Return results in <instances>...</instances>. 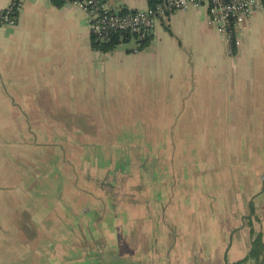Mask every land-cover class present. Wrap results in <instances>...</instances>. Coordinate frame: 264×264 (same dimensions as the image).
I'll list each match as a JSON object with an SVG mask.
<instances>
[{
    "label": "crops",
    "instance_id": "obj_1",
    "mask_svg": "<svg viewBox=\"0 0 264 264\" xmlns=\"http://www.w3.org/2000/svg\"><path fill=\"white\" fill-rule=\"evenodd\" d=\"M104 1L113 9L149 5V0ZM7 2L0 0V10ZM150 36L141 50L135 42L99 51L91 45L83 10L50 0H21L16 22L0 26V264H224V258L264 264V10L237 28L240 42L231 54L204 5L169 13ZM198 101H219L221 109H198ZM224 102L231 105L228 113ZM181 108L188 110L193 133L221 134V145L212 147L220 150V165L214 160L206 165L210 173L202 188L216 219L180 221L173 211L176 179L160 174L143 172L134 179L146 181L138 187L143 193L135 192L136 185L125 190L135 196L132 204L143 206L144 221L121 219L113 210L126 197L123 192L100 219L96 202L90 203L101 196L94 187L71 225L70 207L47 199L49 191L22 188L24 153L31 155L36 141L21 134H48L45 142L51 143V134L72 126L63 118H81L79 131L86 132L92 118H176ZM217 114L220 122L213 121ZM128 175L111 180L108 188L96 187L111 202V188L133 183ZM189 198L185 206L196 203L191 192ZM96 235L100 238L93 239L102 240L97 244L88 238ZM257 237L259 251L250 249ZM91 242L96 246L87 247Z\"/></svg>",
    "mask_w": 264,
    "mask_h": 264
},
{
    "label": "rangeland",
    "instance_id": "obj_2",
    "mask_svg": "<svg viewBox=\"0 0 264 264\" xmlns=\"http://www.w3.org/2000/svg\"><path fill=\"white\" fill-rule=\"evenodd\" d=\"M134 43V39H129L120 42L119 46H131ZM151 104L148 103V105ZM221 105L219 101L196 102L198 109L207 108L209 110L210 107L215 112L221 109ZM185 106L187 104L182 107ZM168 108L171 107L168 106ZM222 109L227 110L226 113L230 112V103L224 102ZM181 110L182 116L176 118L169 116L92 118L91 124L86 125V132L79 131L82 128L81 118H63L64 122L71 123L72 126L65 132L51 134L53 140L51 143L45 142L49 139L48 134H21L22 138L25 136L36 141V148L31 145V155L24 153L26 160L22 161L21 165L22 188L49 191L51 198L47 199L58 202L64 208L70 207L69 224L74 225L78 207L83 204V196L90 189L95 187L94 192L101 194L95 200L90 201L92 204L96 202L97 207L93 206V208L102 213L101 219L110 210V200L105 195V189L96 186L103 184L108 188L112 183L111 180L120 178L124 172H127L128 178H132L133 183L130 184L127 180L129 183L125 182L123 188L116 189L112 193L114 198L117 196L119 200V193L125 194V190L130 189L131 185H136V193H143L138 187L146 181L134 180L142 178L143 172L149 176L160 174L165 180L167 178L176 179L173 182L176 190L173 200L176 206L172 210L180 221L200 222L205 219L212 220L213 217L216 219L217 215L210 216L208 212L207 199L202 188L207 182L205 175L210 173L206 165L212 160L217 163L213 165H220V150L212 147L214 144L221 145V134L193 133L190 131L192 127H189L186 121L188 110L182 108ZM159 112L166 111L160 110ZM213 117L210 119L213 118L214 122L222 120L219 114ZM29 159L31 160L28 161ZM229 159L235 168V150H229ZM190 192L191 199L194 198L196 203L185 206V198L190 199ZM125 196L113 210L119 213L121 219L133 216L136 219L142 218L144 221L146 215L142 211L143 206L136 207L132 204L135 199L133 194L127 193ZM98 202L101 206H98ZM64 213L66 214L67 211L65 210ZM87 233L89 234L90 231L85 232L86 237ZM88 238L95 240L93 238L98 239L100 236H88ZM118 239L123 240V238ZM197 240L199 241V237ZM95 241L97 244L102 240ZM110 243L111 241H107V244ZM96 244L91 242L87 247L91 248Z\"/></svg>",
    "mask_w": 264,
    "mask_h": 264
},
{
    "label": "built area",
    "instance_id": "obj_3",
    "mask_svg": "<svg viewBox=\"0 0 264 264\" xmlns=\"http://www.w3.org/2000/svg\"><path fill=\"white\" fill-rule=\"evenodd\" d=\"M83 10L94 41L118 36L142 40L151 35L158 20L189 5H204L209 22L224 36L229 53L239 44L237 28L256 10H264V0H149L143 9H113L104 0H67ZM21 0H8L0 10V26L14 24Z\"/></svg>",
    "mask_w": 264,
    "mask_h": 264
},
{
    "label": "trees",
    "instance_id": "obj_4",
    "mask_svg": "<svg viewBox=\"0 0 264 264\" xmlns=\"http://www.w3.org/2000/svg\"><path fill=\"white\" fill-rule=\"evenodd\" d=\"M51 3H53L54 5L56 6H61L62 4H64L65 2H67V0H50ZM17 14L18 12H15L14 15L16 16V19H17ZM150 38L151 36H148L142 40H137L135 41L136 42V49L138 50H141L143 48H145L148 44H149V41H150ZM131 39L130 37L128 36H125L124 38L122 39H119L118 36H115L113 37L111 40L109 41H104V42H97V41H94L92 38H91V45L94 49H97L99 51H102V52H111L113 51L116 46L120 43V42H123V41H127ZM235 51V50H234ZM259 240V238L257 237L256 240L254 241V247H256V249L258 250L259 247H261L259 245V243H257ZM253 249V248H252ZM255 250V249H254ZM259 251V250H258ZM109 264H118V262H115L113 260H109ZM102 262L101 261H96V262H91V264H101ZM122 264V263H120Z\"/></svg>",
    "mask_w": 264,
    "mask_h": 264
},
{
    "label": "flooded vegetation",
    "instance_id": "obj_5",
    "mask_svg": "<svg viewBox=\"0 0 264 264\" xmlns=\"http://www.w3.org/2000/svg\"><path fill=\"white\" fill-rule=\"evenodd\" d=\"M115 192V190H112V188H111V191H109V194H110V198H111V208L113 209L114 208V204H115V199H117V196L114 198V196L112 195V193H114ZM120 194V193H119ZM146 215V214H145ZM256 240V239H255ZM254 240V241H255ZM261 240V239H260ZM254 241H253V243H254ZM259 241V240H258ZM252 243V244H253ZM258 243V242H257ZM257 247V246H256ZM256 247H254V246H252V248H254L255 250H257L256 249ZM261 247H262V245H261ZM251 247H250V249H252ZM260 248V247H259ZM258 248V249H259ZM252 250H250V253L251 254H254V253H252L251 252ZM258 252V251H257ZM249 259H251V256L249 257ZM119 261H120V259H119ZM240 262L242 263L243 262V260H236V261H234V262H232V263H230V262H228L227 260H226V258H224V264H240ZM254 263H257L258 261L255 259L254 261H253ZM259 263V262H258ZM118 264H119V262H118ZM123 264H126V263H124L123 262ZM132 264V263H131Z\"/></svg>",
    "mask_w": 264,
    "mask_h": 264
}]
</instances>
